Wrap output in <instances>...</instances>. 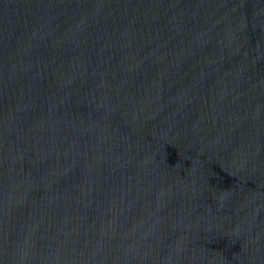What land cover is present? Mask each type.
<instances>
[{"label":"water","instance_id":"water-1","mask_svg":"<svg viewBox=\"0 0 264 264\" xmlns=\"http://www.w3.org/2000/svg\"><path fill=\"white\" fill-rule=\"evenodd\" d=\"M0 264H264V0H0Z\"/></svg>","mask_w":264,"mask_h":264}]
</instances>
